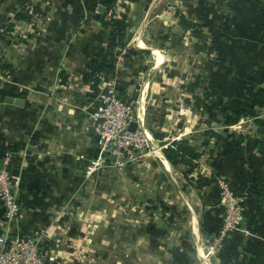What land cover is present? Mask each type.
I'll return each instance as SVG.
<instances>
[{"label": "crops", "instance_id": "crops-1", "mask_svg": "<svg viewBox=\"0 0 264 264\" xmlns=\"http://www.w3.org/2000/svg\"><path fill=\"white\" fill-rule=\"evenodd\" d=\"M163 1L0 0V167L20 207L8 221L0 206V234L38 236L47 264H264V0H192L188 14L176 11L188 0H165L153 15ZM188 31L206 48L195 67ZM104 81L135 101L153 146L185 140L196 157L171 164L161 149L87 176ZM217 175L247 200L240 230L208 259Z\"/></svg>", "mask_w": 264, "mask_h": 264}, {"label": "built area", "instance_id": "built-area-1", "mask_svg": "<svg viewBox=\"0 0 264 264\" xmlns=\"http://www.w3.org/2000/svg\"><path fill=\"white\" fill-rule=\"evenodd\" d=\"M5 73V70L0 68V82L4 80ZM93 100L90 118L96 134L97 154L86 166L87 176L110 164L116 169H122L128 163L145 157L149 152L156 153L172 146L170 142L153 146L152 134L142 125L130 129L131 123L136 120L135 101L119 97L114 82L106 81L100 86L94 93ZM244 120L245 118L240 119L237 129ZM214 184L220 205L223 207L222 225L207 251L203 253L206 258L222 247L223 241L231 232L240 230L247 199L246 192L239 195L233 191L230 181L224 175L215 176ZM17 189V178L11 174L4 161L0 167V206L8 221H14L20 213ZM39 241L40 238L35 235L13 237L1 233L0 264H47L39 252Z\"/></svg>", "mask_w": 264, "mask_h": 264}, {"label": "rangeland", "instance_id": "rangeland-1", "mask_svg": "<svg viewBox=\"0 0 264 264\" xmlns=\"http://www.w3.org/2000/svg\"><path fill=\"white\" fill-rule=\"evenodd\" d=\"M171 4V6L172 5H174V4H172V3H174V0H168ZM164 3H165V0L162 2V4L157 8V9H155V11H154V13H153V15H156V14H158L160 11H162L164 8H167V7H165L164 6ZM190 4H193V1L192 0H188V1H186V3H182V7H180L179 5V3H177V5L178 6H176L177 7V9H176V11H179V10H181V11H185V13L186 14H188V12H189V9H190V7H192V6H190ZM172 10V9H171ZM175 11V10H174ZM175 11V12H176ZM190 13V12H189ZM185 14V15H186ZM191 17H192V20L191 21H193V20H195V16L194 15H190ZM192 24H193V27L191 28L192 30H199V28H201L202 27V25L203 24H199L198 25V27H197V24H196V22H191ZM199 23V22H198ZM152 24V23H151ZM161 25V24H160ZM179 26V27H178ZM168 28H170V27H168ZM172 29H177V30H180V25L178 24V21H177V23H174L173 25H172V27H171ZM182 28V27H181ZM187 29H190V27L188 26V28ZM191 31V30H190ZM190 31H188V33H187V35H188V38H187V40H188V43H187V54H186V56H187V63H188V66L190 65H192V67H195L196 65H201V64H203V59L205 58V55H204V51H202V48L204 47V50H205V52H206V48H205V45L202 43V39H199L198 37H196V36H192L191 34V32ZM185 32V31H184ZM191 33V34H190ZM202 51V52H201ZM208 53V52H207ZM206 54V53H205ZM197 55H200L201 57H204L203 59L202 58H200L199 56L197 57ZM207 55V57L208 58H210V59H212L213 57H217V54L214 52L213 54H206ZM179 57V56H178ZM207 57H206V59H207ZM208 60V59H207ZM209 61V60H208ZM186 63V64H187ZM243 124V123H242ZM217 194H218V191H217ZM218 199H219V196H218ZM247 200V199H246ZM219 202H220V199H219ZM245 203H246V201H245ZM222 207V206H221ZM244 210H245V207H244ZM243 214H244V212H243ZM222 215H223V207H222V212H221V225H222ZM184 218H185V216H182V218L180 217L179 219H178V223L179 222H183L185 225H186V222L184 221ZM221 225H220V227H221ZM220 227L218 228V230L220 229ZM185 228V227H184ZM218 230H217V232H216V234L218 233ZM237 231H239V229L238 230H236V231H233V232H231L230 234H229V236L230 235H232L233 233H235V232H237ZM215 234V235H216ZM214 235V236H215ZM213 236V237H214ZM228 236V237H229ZM175 237H177V236H174V238ZM211 244V243H210ZM210 244H208L207 246H206V249H205V251L204 252H206L207 251V248H208V246L210 245ZM222 246H223V244H222ZM222 248V247H221ZM220 248V249H221ZM220 249L218 250V251H220ZM218 251H215V252H213L210 256H209V258L208 259H211L213 256H215V254L218 252ZM213 261V260H212ZM192 264H206L205 262H201V261H199V260H194V262L192 263Z\"/></svg>", "mask_w": 264, "mask_h": 264}, {"label": "trees", "instance_id": "trees-1", "mask_svg": "<svg viewBox=\"0 0 264 264\" xmlns=\"http://www.w3.org/2000/svg\"><path fill=\"white\" fill-rule=\"evenodd\" d=\"M111 25H113L115 27V29L117 30L118 33H122L125 29V23L119 20H112L110 21ZM0 68L4 69L6 68L4 64L0 63ZM105 75L108 78L109 75L113 72V70L108 67L104 69ZM94 87L96 84V81H93ZM194 88V84L192 85L191 89ZM203 105L205 106L204 103H202V101L200 99H195V105L199 106V105ZM245 112V108L243 106H240V108H237L234 112H233V116L229 115L227 121H231L233 120L234 116H239L242 115ZM163 153L165 155V157L170 161L171 164H176L179 161H185L187 159H191L196 157V154H193L189 148V146L187 145V142L185 140H179V141H175L173 142L172 146H167L166 148L163 149ZM260 194H264V183L262 188L259 190ZM225 241V240H224Z\"/></svg>", "mask_w": 264, "mask_h": 264}, {"label": "water", "instance_id": "water-1", "mask_svg": "<svg viewBox=\"0 0 264 264\" xmlns=\"http://www.w3.org/2000/svg\"><path fill=\"white\" fill-rule=\"evenodd\" d=\"M134 127H135V124L132 122L130 125V129H134Z\"/></svg>", "mask_w": 264, "mask_h": 264}]
</instances>
